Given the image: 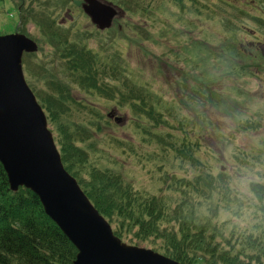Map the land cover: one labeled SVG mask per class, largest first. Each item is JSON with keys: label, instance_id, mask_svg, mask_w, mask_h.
Wrapping results in <instances>:
<instances>
[{"label": "rangeland", "instance_id": "obj_1", "mask_svg": "<svg viewBox=\"0 0 264 264\" xmlns=\"http://www.w3.org/2000/svg\"><path fill=\"white\" fill-rule=\"evenodd\" d=\"M102 1L117 13L100 29L82 10V0H61L59 10L53 0H24L32 7L25 21L18 17L19 0H0V33L22 32L37 44L22 54L21 70L37 101L50 105L49 117L41 107L61 162L83 192L107 209L109 214L99 212L126 243L165 254L185 235L172 220L174 203L186 198L183 189L172 188L185 182L175 177L204 172L226 174L230 193L241 199L186 194L194 202L187 206L193 218L206 222L208 232L220 226L224 237L230 228L235 234L249 230L259 215L248 183L264 182V0ZM40 7L51 16L37 18ZM69 44L91 53L97 76L105 69L99 80L118 85L121 93L74 80L61 50ZM114 68L120 70L117 79L110 74ZM132 80L148 92L145 107L152 106L153 115L139 116L140 108L122 99ZM221 184L212 179L219 194ZM151 196L167 208L158 213L152 205L142 212ZM128 198L135 199L131 211ZM224 237L216 236L219 246ZM186 256L192 264H209L207 253Z\"/></svg>", "mask_w": 264, "mask_h": 264}, {"label": "trees", "instance_id": "obj_2", "mask_svg": "<svg viewBox=\"0 0 264 264\" xmlns=\"http://www.w3.org/2000/svg\"><path fill=\"white\" fill-rule=\"evenodd\" d=\"M23 2L24 0H19L16 8L19 19L25 21L27 16L31 14L32 7L26 6L27 3L23 5ZM53 2V9L59 10L62 5L61 0H53ZM136 2L137 0L134 1V3ZM43 3L48 5L46 1ZM123 5L129 8L124 2ZM35 15L37 18H41V21L51 16L47 8L42 7L36 11ZM64 37H60L59 40L65 39ZM61 50L63 60L66 62L74 80L77 78L85 86L95 87L97 90L105 87L106 91L108 92L109 90L111 95L113 93H121L118 85L111 83L108 85L106 82L99 80V78H103L102 74L105 69H102L97 76L98 67L96 61L82 45L69 44L67 47H62ZM109 69H112V67ZM117 73L120 74V70L117 68L110 72L112 77L114 76L116 79ZM125 81H129L127 77ZM129 84L131 88L129 93L123 96L124 102L131 106L139 107L140 109L137 112L139 116L146 113L151 115L155 109L152 106H149V110L145 107L148 92L142 90V84L134 83L133 80L127 84L128 87ZM60 99H57V104L61 108L58 111L63 112L64 102ZM39 102L49 117L51 112L49 103L41 99ZM61 154H63V151H61ZM62 161L65 169L76 177V174L70 170L71 168L64 161V158ZM217 177H219V174L215 176L211 172H204V174L195 175L193 178L175 177L185 182L182 185H176L175 183L174 186L176 187L172 188L179 189V191L183 189L185 192L182 195H185L186 198L182 197L174 203V207L171 210L172 220L175 226H180L178 232H184L185 235L173 244L166 246L165 254L186 264H192L186 254L193 253L199 255L207 253L209 255V264H264V182L250 180L248 183V188L252 193L251 198L253 201L255 200V202L251 200L250 202H252L255 212L259 215L258 222L249 230L239 231L235 234L234 228H230L226 237H224L225 235L222 233L220 226L219 228L217 227L219 229L218 234L217 228L216 230L213 228V232H208L207 223L196 221L193 218V212L187 209L188 204L194 202L190 201L186 194L194 193L200 196L205 193L204 197L208 200L209 194L216 192L217 197L221 195V197L224 196V199L230 201H235L236 198L238 200L241 199L235 192L230 193L231 188L225 178L226 174H222L219 178ZM212 179H222L220 194L218 190H214L215 187L211 186ZM106 185L110 188V185ZM204 185H206L207 190H205ZM86 194L98 211L102 214L108 212L91 195ZM160 199L155 196L147 197L148 202L144 200L146 208L142 207V212L152 211V205L157 208L158 213L163 211L167 207ZM126 205L127 209L131 211L135 207V199L128 198ZM144 217L147 218L148 215H144ZM163 217L166 218V216ZM136 222L137 220L134 219L131 224L135 226ZM254 227L256 229H252ZM138 232L147 235L150 230L142 232V229L141 231L139 229ZM216 234L220 235L221 238L224 237L222 246L216 243L218 242L215 240ZM74 255V246L55 222L44 213L37 195L23 186H18L16 190L9 189L6 174L0 163V264H67L73 259Z\"/></svg>", "mask_w": 264, "mask_h": 264}, {"label": "water", "instance_id": "obj_3", "mask_svg": "<svg viewBox=\"0 0 264 264\" xmlns=\"http://www.w3.org/2000/svg\"><path fill=\"white\" fill-rule=\"evenodd\" d=\"M80 6L100 29L117 13L102 0H82ZM36 46L24 33H0V163L9 189L24 186L37 195L44 213L75 248L67 264H183L121 240L64 168L44 111L21 70L22 53Z\"/></svg>", "mask_w": 264, "mask_h": 264}]
</instances>
